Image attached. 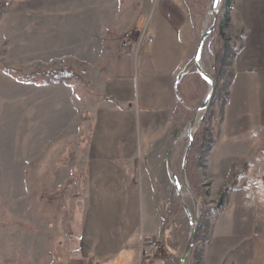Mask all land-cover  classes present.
I'll use <instances>...</instances> for the list:
<instances>
[{
    "label": "rangeland",
    "instance_id": "rangeland-1",
    "mask_svg": "<svg viewBox=\"0 0 264 264\" xmlns=\"http://www.w3.org/2000/svg\"><path fill=\"white\" fill-rule=\"evenodd\" d=\"M181 1L191 11L198 44L213 20L211 0ZM154 2H0V264H180L193 229L189 212L194 215L182 182L187 131L209 88L194 76L193 60L183 68V78L188 76L178 87L167 144L148 146L157 133L125 121L119 130L114 123L109 129L111 140L118 138L107 144L109 151L92 145L99 139L97 113L108 106L104 93L114 60L126 52L140 59L151 39ZM230 15L228 0H221L217 28L204 48L202 63L212 75L217 69V80L246 36ZM128 34L131 48L124 46ZM61 66L76 73L77 85L34 82ZM217 85L213 103L222 93ZM218 109L210 106L193 131L187 164L200 215L191 264L207 263L218 216L208 209L228 202L238 185L242 161L220 153ZM224 165L227 174L221 176Z\"/></svg>",
    "mask_w": 264,
    "mask_h": 264
},
{
    "label": "crops",
    "instance_id": "crops-1",
    "mask_svg": "<svg viewBox=\"0 0 264 264\" xmlns=\"http://www.w3.org/2000/svg\"><path fill=\"white\" fill-rule=\"evenodd\" d=\"M232 2V23L245 29L246 36L223 65L218 80L222 93L211 107L219 106L220 153L242 162L229 201L208 209L218 211V216L213 219L206 264H264V0ZM153 5L151 39L140 59L135 62L127 52L121 53L112 65L104 93L108 106L95 119V151L118 140L107 134L113 123L117 130L127 122L157 133L159 139L149 140L148 146L169 142L183 68L197 47L195 23L181 0H155ZM225 165L219 169L221 176L227 174Z\"/></svg>",
    "mask_w": 264,
    "mask_h": 264
},
{
    "label": "water",
    "instance_id": "water-1",
    "mask_svg": "<svg viewBox=\"0 0 264 264\" xmlns=\"http://www.w3.org/2000/svg\"><path fill=\"white\" fill-rule=\"evenodd\" d=\"M220 4H221V0H211L210 7H209V14L212 16L213 20H212L211 25L202 31V33L200 35V39H199L198 44H197L195 55L193 57V63H194L196 71L200 74L202 79L208 83L209 88H208V91H207L205 98L198 105V107L195 108L194 117L190 121V123H189L190 127L187 131V135L189 138V146L187 148V151L185 153L184 160H183L182 182H183L184 187L186 188V190L188 191V193L191 195V197L193 199L194 215H191V213L189 212L190 221L192 223L193 229H192L190 238L188 240L185 253L180 258V264H191L192 249H193V246L195 244V240H196V237H197V234L199 231V225H200L198 201H197V198L195 197L191 187L189 186L188 180H187V164H188V160H189V155H190L192 143L194 141L193 131L196 130L197 126L203 121L206 112L208 111V109L211 106L213 97H214L216 89H217V83H218L217 78L205 69V67L202 63V60H203L205 43H206L207 39L209 37H211V35L214 33V31L217 28ZM200 115H202V116L199 118ZM175 142H174V144L170 150V153H169V157H170L169 159L170 160H171V156L173 154ZM171 171H172V176H173V179L175 182L176 189L180 190V182H179L177 175H176L175 171L173 170L172 166H171ZM185 208L188 210V207L186 205H185Z\"/></svg>",
    "mask_w": 264,
    "mask_h": 264
},
{
    "label": "trees",
    "instance_id": "trees-1",
    "mask_svg": "<svg viewBox=\"0 0 264 264\" xmlns=\"http://www.w3.org/2000/svg\"><path fill=\"white\" fill-rule=\"evenodd\" d=\"M233 0H228V11H232L233 10V3H232ZM221 34V33H220ZM223 50L221 52V55H220V58L223 57ZM224 57L222 58V61H223ZM75 72L69 68V67H64V66H61L59 67L58 69L56 70H53V71H50L49 73H41L39 78H35L34 79V82H36V84L38 85H44V84H49V82H53V81H65V82H68L70 85L72 86H75L79 83V77L75 76ZM216 78L219 77L218 75V72H217V69L215 70V74H213ZM188 76V75H187ZM186 76V78H187ZM194 76L198 77L199 80L202 81V77L200 76V74L195 71L194 73ZM184 78V80L186 79ZM184 106L185 108L187 109L188 107L185 105V102H184ZM195 141V139H194ZM187 173L189 174V176L191 175V172L187 169ZM194 189V187H193ZM198 193V191H196V194ZM197 196L200 198L202 197V194L198 193Z\"/></svg>",
    "mask_w": 264,
    "mask_h": 264
},
{
    "label": "built area",
    "instance_id": "built-area-1",
    "mask_svg": "<svg viewBox=\"0 0 264 264\" xmlns=\"http://www.w3.org/2000/svg\"><path fill=\"white\" fill-rule=\"evenodd\" d=\"M133 34V33H131ZM127 42L125 43V47L127 48H131L132 44H133V38L130 36V34L127 35ZM140 42V41H139ZM136 58H137V55H136ZM155 246H156V241H153V245L150 246L151 249H155Z\"/></svg>",
    "mask_w": 264,
    "mask_h": 264
}]
</instances>
